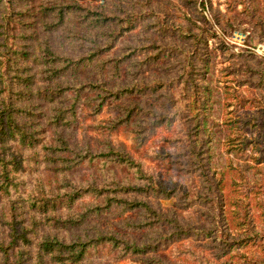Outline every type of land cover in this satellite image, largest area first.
<instances>
[{
  "label": "trees",
  "instance_id": "obj_1",
  "mask_svg": "<svg viewBox=\"0 0 264 264\" xmlns=\"http://www.w3.org/2000/svg\"><path fill=\"white\" fill-rule=\"evenodd\" d=\"M225 1L167 0L166 22L154 0H0V264H264V220L241 198L225 213L211 166L232 106L227 152L264 174V59L224 43L244 23L264 43V0ZM105 105L118 114L87 122ZM121 130L130 149L111 139ZM149 142L165 177L133 153ZM245 188L264 195V179Z\"/></svg>",
  "mask_w": 264,
  "mask_h": 264
},
{
  "label": "rangeland",
  "instance_id": "obj_2",
  "mask_svg": "<svg viewBox=\"0 0 264 264\" xmlns=\"http://www.w3.org/2000/svg\"><path fill=\"white\" fill-rule=\"evenodd\" d=\"M213 2V7H218V9L223 12V13H228L229 10L227 8V3L225 0H212ZM156 3V5L158 6L159 10L162 12L159 13L160 17L163 18V12L165 10H167L169 12L168 15H166V18L164 19V21L168 22L169 21V17L170 18H174L175 16L173 15V8H171L169 6V3L167 2V0H154V4ZM155 9H157V7H154ZM238 9L241 8V6L239 5L237 7ZM205 15L207 16V13L205 12ZM243 26L246 27L245 30H236L231 32L230 35L226 36L224 38V43L230 48L232 49L234 52H243V51H251L253 52L256 56L261 57L264 59V56L261 54L264 51L262 50L261 53L258 55V53H256L255 48L259 47L262 48L264 47V43H258L256 45H250L247 43V36L250 35V32L253 30L251 27L248 26L247 23H244ZM127 40H129L128 36L122 38V40L119 42L118 46L114 49V53H119L120 52V48L121 45H123ZM165 42H167V39L164 40ZM208 44L210 48H216V43H215V39L212 37H209L208 40ZM217 53V57H216V66H215V72H214V79H213V84L215 86H222L224 84L223 80H225V78L219 76V71L218 68L219 66H224L227 62L225 63H221L223 57L221 56V54L219 53V50H216ZM151 72H155L156 68L155 67H149ZM229 82H227L228 84ZM243 89V88H242ZM244 90V89H243ZM131 100H134L135 97H131ZM234 107L230 106L227 107V109H220V113L219 114V118L216 119V121L220 124V126L224 125L225 121L230 120V122H232L231 124H228L229 126H231L230 128H232L229 134V136H231L232 138L235 136V126L237 125L234 121L237 120L240 115V113H249L250 110H246L243 112H240V115H237L235 113H233L231 110ZM118 114V112L113 109L110 106H104L103 110L93 116L92 118H90V120H88L87 122H93V123H97V122H102L108 118H113ZM215 114L212 112V116H214ZM81 116V112H79V117ZM215 130V129H213ZM164 131V129L162 128H158L157 129V134H160ZM228 131V133H229ZM223 134L220 137V141L219 143H216V147H214V157L212 159V163L211 166L213 167V169H215L217 172H224V177H225V186L223 188V192L225 195V213L228 215V211L231 208V206L229 205V202L231 200V198H241L243 200H247L249 202V208H250V214H251V218L253 220L254 224H259L261 223V221L264 220V195L262 194H256L255 192L249 191L247 193H245V197H243V193L246 192V186H251L255 180H262L264 179V174L263 173H256L254 171V169H252L250 166H253V161L250 157H247L246 159H239L236 156L233 155V153H228L227 149L229 147V140L226 138V134H228L226 131H224L223 129ZM258 133V129L255 128H249L246 131V136L248 137H253ZM88 136L90 137L92 143L95 144V138L96 136H98L95 131H90L87 132L86 130L81 131L79 129L78 132V137L80 138L81 136ZM132 133L128 132V131H119L116 132L115 134H113L111 136V139L113 141V143L115 145H120L123 144L126 148L130 149V147L132 146V144L134 143L133 137H132ZM215 138V137H214ZM216 141V139H215ZM163 146L167 147L168 146L164 143H161ZM160 144L155 143V142H149L148 144H146L145 146L140 147V149L136 152H133L134 155L141 159L144 164L148 167L151 168L154 172H156V174H158L161 177H165V173L166 172H172L170 169L166 168V165L162 162H159L158 160H154L152 159L149 155L151 149L155 148L156 146H159ZM248 154V153H247ZM227 158L231 159V165H228L227 162ZM244 167L245 169H242L241 167ZM232 167V168H231ZM243 177V178H241ZM230 179H233L237 185L235 187H233L230 184ZM247 184H246V183ZM154 199V198H152ZM173 199H169V200H165V199H159L158 201H155V204L161 206L164 209H167ZM181 214V212H180ZM232 232V229H230ZM183 244H187V245H192V246H197L196 242H192L191 238H187L181 241ZM178 244V243H177ZM247 253H254V249L251 250H247ZM118 264H134V262L132 261V259L130 258H125L121 261L118 262Z\"/></svg>",
  "mask_w": 264,
  "mask_h": 264
},
{
  "label": "built area",
  "instance_id": "obj_3",
  "mask_svg": "<svg viewBox=\"0 0 264 264\" xmlns=\"http://www.w3.org/2000/svg\"><path fill=\"white\" fill-rule=\"evenodd\" d=\"M262 50L264 51V47L260 48V46H259V47L255 48V51H256V53H258V55L261 53ZM261 54L264 56V52Z\"/></svg>",
  "mask_w": 264,
  "mask_h": 264
}]
</instances>
